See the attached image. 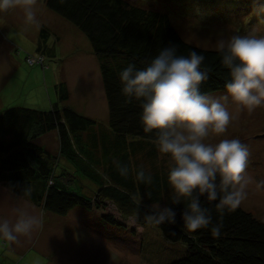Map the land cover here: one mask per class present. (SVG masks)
<instances>
[{
    "label": "trees",
    "instance_id": "obj_1",
    "mask_svg": "<svg viewBox=\"0 0 264 264\" xmlns=\"http://www.w3.org/2000/svg\"><path fill=\"white\" fill-rule=\"evenodd\" d=\"M37 1H44L49 9L87 35L93 53L100 60L109 116L107 123L102 124L69 106L70 90L65 80L55 84L59 102H53L49 110L8 107L0 113V184L19 195L28 187L32 203L60 216L77 207L104 210L107 201L114 202L122 214H145L152 207L171 204L169 170L164 163H157L155 130L144 133L140 102L126 101L119 72L129 63H135L137 68L146 67L161 48L170 45L185 56L195 49L205 57L202 69L210 72V79L201 85V91L216 94L226 91V82L231 79L219 47L190 43L176 28L169 11L130 0ZM250 2L222 0L217 13L205 14L201 21L228 23L243 15L241 23L245 21L247 26L251 21L264 23V5ZM50 39L51 29L42 26L36 53L28 55L27 62L30 56L44 55V63L37 65L46 69L47 57L55 51L49 45ZM51 132L58 136L57 151L38 141ZM131 153H141L150 168L138 164L137 159L132 162ZM118 154L122 156L120 160ZM114 160L136 171L143 168L151 174L152 182L124 178ZM86 182L93 183L94 190ZM187 203L184 200L175 206L177 224L157 226L167 243L182 242L187 247L179 253L182 257L170 264H264V221L241 206L220 217L205 200L204 205L212 209L213 224L223 226L221 235L214 238L209 229L189 232L182 227L179 213Z\"/></svg>",
    "mask_w": 264,
    "mask_h": 264
},
{
    "label": "rangeland",
    "instance_id": "obj_2",
    "mask_svg": "<svg viewBox=\"0 0 264 264\" xmlns=\"http://www.w3.org/2000/svg\"><path fill=\"white\" fill-rule=\"evenodd\" d=\"M130 1L169 11L180 34L192 44L218 47L221 41L226 43L233 35L264 37V23L251 21L247 26L245 21L241 23L243 15L228 23L201 21L205 14H216L222 7V0ZM250 3L262 6L264 0H251ZM36 11L38 24H26L21 7L0 14V113L16 105L49 110L53 102H59L54 84L61 78L70 90L67 104L106 124L109 115L100 60L93 53L87 35L49 9L44 1H37ZM42 25L51 29L49 45L55 50L47 57L46 69L42 65L31 66L26 60L28 55L36 53ZM9 41L15 43L13 49ZM225 93L207 95L217 98ZM228 108L232 120L227 132L220 137L210 134L207 142L238 138L248 146L246 173L251 182L240 206L264 221V187H258V183L264 181V105L251 112L232 103ZM56 137L57 133L51 132L38 141L57 151ZM118 156L120 160L122 156ZM131 156L132 162L137 159L138 164L150 168L141 153H131ZM157 163H164L168 170L172 166L170 158L160 152ZM135 173L133 167L128 176L137 181ZM86 184L94 190L93 183ZM142 186L140 184L139 188ZM136 187L138 182L134 184ZM19 196L0 184V214H10ZM27 203L33 212L42 215L43 227L16 243L0 240V264H170L179 260L182 257L179 253L187 249L182 242L167 243L160 228L145 224L146 213L122 214L112 201H107L104 210L77 207L66 216L46 212L29 199Z\"/></svg>",
    "mask_w": 264,
    "mask_h": 264
},
{
    "label": "clouds",
    "instance_id": "obj_3",
    "mask_svg": "<svg viewBox=\"0 0 264 264\" xmlns=\"http://www.w3.org/2000/svg\"><path fill=\"white\" fill-rule=\"evenodd\" d=\"M36 5L37 0H0V14L21 7L25 23L38 24ZM218 47L231 79L226 82V93L217 98L201 91L210 72L202 69L205 57L195 49L185 56L170 45L161 48L146 67L129 63L119 72L126 101L140 102L144 133L155 130L158 151L172 162L168 171L172 203L152 207L144 215L147 225L177 224L175 206L187 200L179 213L182 227L189 232L209 229L218 238L223 226L213 224L212 209L203 201L223 217L239 208L247 197L251 182L246 173L248 146L238 138H222L216 143L207 142V138L227 132L232 120L229 103L249 112L264 105V37L233 35ZM113 162L121 176L129 175L127 165ZM135 176L142 183L152 182L151 174L143 168ZM258 187H264V181ZM30 192L26 187L11 206V213L0 214V240L16 243L43 227L42 215L27 203Z\"/></svg>",
    "mask_w": 264,
    "mask_h": 264
},
{
    "label": "built area",
    "instance_id": "obj_4",
    "mask_svg": "<svg viewBox=\"0 0 264 264\" xmlns=\"http://www.w3.org/2000/svg\"><path fill=\"white\" fill-rule=\"evenodd\" d=\"M45 61V56L44 55H37V56H30L28 58V63L30 65H37V64H43Z\"/></svg>",
    "mask_w": 264,
    "mask_h": 264
},
{
    "label": "crops",
    "instance_id": "obj_5",
    "mask_svg": "<svg viewBox=\"0 0 264 264\" xmlns=\"http://www.w3.org/2000/svg\"><path fill=\"white\" fill-rule=\"evenodd\" d=\"M22 16H23V14H22ZM0 21H1V19H0ZM42 26H44V25H42ZM42 26H40V30H41V27H42ZM23 32H24V30H23ZM39 35H40V34H39ZM51 39H52V37H51ZM9 43L12 45L11 49H13V46L15 45V43H12V42H10V41H9ZM56 74H57V77H58L59 75H58L57 72H56ZM60 75H62V72H61ZM58 81H62L61 78H58V79H57V82H58ZM54 86H55V84H54Z\"/></svg>",
    "mask_w": 264,
    "mask_h": 264
}]
</instances>
